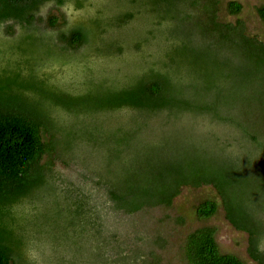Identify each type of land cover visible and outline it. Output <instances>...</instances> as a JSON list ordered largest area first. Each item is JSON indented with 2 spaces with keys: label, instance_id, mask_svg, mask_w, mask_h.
I'll use <instances>...</instances> for the list:
<instances>
[{
  "label": "trees",
  "instance_id": "16d2710c",
  "mask_svg": "<svg viewBox=\"0 0 264 264\" xmlns=\"http://www.w3.org/2000/svg\"><path fill=\"white\" fill-rule=\"evenodd\" d=\"M190 1L0 0V36L9 40L0 46V264H161L108 234L107 215L168 208L184 187L204 186L221 202H201L197 218H213L221 205L248 234L250 258L264 264V177H208L178 154L160 158L169 142L146 135L208 119L238 128L258 149L236 121L247 101L231 98L253 80L223 55L240 49L259 68L264 42L241 23L220 22L216 0ZM200 6L206 17L195 20ZM53 10L60 15L47 16ZM242 10L227 5L232 16ZM257 14L264 23V6ZM132 149L141 157L123 167ZM105 150L106 171L122 166L123 175L87 168ZM56 162L97 177H62ZM216 234L189 233L181 260L245 264L221 252Z\"/></svg>",
  "mask_w": 264,
  "mask_h": 264
},
{
  "label": "rangeland",
  "instance_id": "374dc122",
  "mask_svg": "<svg viewBox=\"0 0 264 264\" xmlns=\"http://www.w3.org/2000/svg\"><path fill=\"white\" fill-rule=\"evenodd\" d=\"M216 1L220 22L233 25L241 23L247 36L264 42V23L257 14V9L264 6V0ZM230 2L242 5L243 10L239 16H232L227 12V5ZM195 10L191 11L195 20L206 17L202 6ZM50 15L59 16L60 14L57 10H53L47 13V16ZM195 32L198 33V31ZM8 41L4 36H0L1 47L6 49ZM223 56L230 58L237 67H245V71L247 70L246 72L250 74L248 78L253 80L245 94L238 92L231 98L247 101V105L244 102L236 111V121L249 127L248 132L250 136L255 137L258 149L254 151L255 147L251 146L249 141L242 140V134L238 128L215 126L209 123L208 119H201L194 125L185 124L178 129L151 128L152 130L146 132V135L154 137L160 143L169 142L166 148L159 150L160 158H170L171 155L178 154L184 158L185 166L190 164L194 168L198 167V171L200 170L208 177H264V64L257 68L255 64L246 62L240 49L227 51ZM240 108H242L241 111ZM110 154V150L98 152L85 160V165L93 172L100 173L102 177H115L118 173L123 175L122 166L124 167L125 163L130 161L139 160L142 152L138 149L127 151L123 157L122 166L114 168L112 165L106 171L105 161L109 159ZM109 169L113 172L107 174ZM56 171L62 177H69L72 180L75 177H97L85 172L79 165H64L61 162H56ZM124 172H126L125 169ZM226 182L227 179L222 180L223 185ZM223 188L224 191L227 189ZM230 191L231 189L228 192ZM205 200L221 202L216 190L211 186L184 187L171 207L146 209L134 216L108 214L107 233L117 236L128 249H139L145 252L146 257L159 258L161 264H185L181 260L180 250L187 235L202 227H214L217 230L216 241L222 253L234 254L245 264H257L247 252L248 234L237 231L226 220L225 211L221 205L213 218L206 221H200L197 218L196 208Z\"/></svg>",
  "mask_w": 264,
  "mask_h": 264
}]
</instances>
